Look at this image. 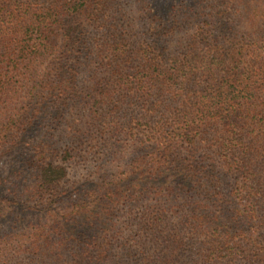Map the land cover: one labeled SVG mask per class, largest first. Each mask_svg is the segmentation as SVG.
<instances>
[{
    "label": "trees",
    "instance_id": "trees-1",
    "mask_svg": "<svg viewBox=\"0 0 264 264\" xmlns=\"http://www.w3.org/2000/svg\"><path fill=\"white\" fill-rule=\"evenodd\" d=\"M0 0V264H264V0Z\"/></svg>",
    "mask_w": 264,
    "mask_h": 264
},
{
    "label": "rangeland",
    "instance_id": "rangeland-1",
    "mask_svg": "<svg viewBox=\"0 0 264 264\" xmlns=\"http://www.w3.org/2000/svg\"><path fill=\"white\" fill-rule=\"evenodd\" d=\"M158 1H159V0H153V1H152V5H153V6L156 5V4L158 3ZM178 1H179V0H176L175 2H178Z\"/></svg>",
    "mask_w": 264,
    "mask_h": 264
}]
</instances>
